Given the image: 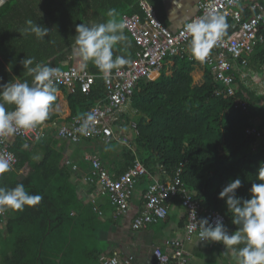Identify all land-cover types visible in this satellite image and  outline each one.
Returning <instances> with one entry per match:
<instances>
[{"label":"trees","instance_id":"trees-1","mask_svg":"<svg viewBox=\"0 0 264 264\" xmlns=\"http://www.w3.org/2000/svg\"><path fill=\"white\" fill-rule=\"evenodd\" d=\"M87 1L9 0L0 7V56L16 78L31 82L20 61L34 57L35 63H43L45 46L57 45L54 35L49 41L24 35L25 21L32 19L46 28L54 22L64 32L70 31L75 17L84 15L81 7ZM240 2L245 20L260 0ZM233 34L229 24L226 36ZM260 35L262 41L255 46L249 65H259L258 59L264 60V29ZM30 49L35 54L30 55ZM167 61L171 64L169 75L164 67L156 81L144 79L136 85L130 103L135 113V150L123 151L121 160L128 167L137 159L149 174L157 171L170 177L179 171L185 188L200 201L204 212H219L234 232L231 213L218 196L227 183L239 178L241 186L236 195L249 199L252 183L258 182V169L264 167V147L252 150L255 139L247 133L255 127L264 131V98L245 88L238 75L231 85L233 97L218 94L223 88L206 63L203 83L193 86L191 74L197 60L181 54L166 58ZM103 97V86L97 80L87 96L75 87L68 101L71 119L83 117ZM238 99L249 101L248 114L234 109ZM254 119L258 120V127ZM10 151L16 165L0 175V186L12 188L23 183L28 191L43 199L23 211L0 215V264H100L101 256L111 255L107 233L116 221L107 217L110 206L107 209L99 204L104 215L99 217L90 203L79 198L77 183L73 181L77 172L66 164L57 141L46 138L26 144L16 138L10 143ZM23 171L25 174L20 176ZM1 232L5 234L2 236Z\"/></svg>","mask_w":264,"mask_h":264},{"label":"built area","instance_id":"built-area-1","mask_svg":"<svg viewBox=\"0 0 264 264\" xmlns=\"http://www.w3.org/2000/svg\"><path fill=\"white\" fill-rule=\"evenodd\" d=\"M258 7L257 13L246 20L241 19L237 10L240 0H199L197 3V15H203L208 11L223 13L227 20L233 21L235 33L231 37L226 35L218 41L204 59L211 67L213 76L218 81L222 90L218 94L225 93L227 97L234 96L232 82L238 75L239 81L252 79L262 87L261 95L264 96V74L259 78L252 77L249 63L255 51L256 44L261 40L260 30L264 28V0ZM139 6L143 16L124 15L121 20L125 25V31L136 47L134 57L129 63L114 69L109 75L101 73L105 95L104 98L85 114H91L93 119L90 124V131L82 135L76 130L82 123V118H74L68 124L56 128V137L60 140L76 144L85 140L101 139L105 142L119 141L121 130L120 120L123 109L130 103L136 85L139 81L148 79L152 72H159L165 59L179 56L187 46V36L184 34L183 26L175 33H171L157 18L154 10L146 0H140ZM195 16V17H196ZM63 74L56 78L55 87L66 88L73 92L78 87L82 94L89 95L96 77L90 73H80L74 67H70ZM241 79V80H240ZM234 109L248 114L250 104L247 99H238L234 103ZM264 112V107H263ZM255 139L252 150L258 146L264 147V132L256 127L247 133ZM46 137L45 131L38 126L28 131H19L14 136L0 138V152H11L10 143L13 139H20L24 143H34ZM12 153V152H11ZM70 166L73 172H78L76 165ZM16 165V158L13 167ZM12 167V168H13ZM148 171L139 162L134 161L132 166L117 178L111 176L99 163L98 160L91 161L89 173L82 176V181L87 185L96 187L97 193L109 201L114 210L115 217H124L130 208V200L135 191L137 182L146 177ZM180 179L179 171L172 178L165 182H155L144 195V207L142 212L133 220L132 229L138 231L149 225L157 224L167 217V203L169 200L178 197L181 206L186 213L185 238L198 240V229H192L191 225L201 219L200 204L191 197ZM94 203V201H92ZM195 210V220L191 217L192 210ZM101 215V212L94 208ZM160 210V211H158ZM161 211L163 214L161 215ZM4 216V212H0ZM210 223L217 220L222 221L226 227L227 222L217 211L206 213ZM227 229V228H226ZM228 230V229H227ZM229 231V230H228ZM230 233V231H229ZM202 242V241H201ZM170 252L163 253L159 249H153V264H188L189 259L179 241H172L169 244ZM117 253L103 255L100 264H121ZM124 264H131V258H127Z\"/></svg>","mask_w":264,"mask_h":264},{"label":"crops","instance_id":"crops-1","mask_svg":"<svg viewBox=\"0 0 264 264\" xmlns=\"http://www.w3.org/2000/svg\"><path fill=\"white\" fill-rule=\"evenodd\" d=\"M139 1L140 0H134L132 2L131 0H106L105 2H102L89 0L83 3L81 7L83 8L84 15L79 14L75 17L74 26L71 27L73 28L72 30L64 32L60 26H54L55 23L53 22L50 26L47 27L51 29L48 36L44 38V41H49L57 38V45L51 48L48 47V44L45 46V48L48 50L44 49L45 51L41 54L42 58L46 57L43 63L49 64L53 67H59L61 71H65L70 67H74L78 70L77 59L73 55L74 41L71 42V40H73V37L75 36L76 26L80 23L104 22L108 19V10L112 8H115L117 10L120 20L124 15L135 14L142 17L143 14L139 6ZM146 1L154 10L158 20L171 33H175L184 25L186 20L191 19L197 15V3L199 0ZM261 5L262 2L260 0V2L255 4L252 8L254 12L249 17L255 15L257 13L258 7ZM237 10L240 12L241 19L243 21L244 12L241 9V2L238 4ZM132 11H134V13L130 14ZM227 21L230 24V30L235 33V30L233 29V21ZM52 35H54V37L51 39ZM124 35L126 37L125 41L122 44L114 46L113 48L114 58L115 56L123 55L130 60L134 57L136 47L134 46L132 40L125 30ZM260 36L261 40L259 42L262 41L263 37L262 35ZM186 47L182 54L187 55L190 59H193L190 51L186 50ZM30 52V55L35 54L33 49H30ZM10 61L12 62L11 59ZM258 62L259 65L251 63L249 65V69L252 72V77L257 75L259 78H261V75L264 74V60L258 59ZM170 66V62L167 61L162 67V69L164 67L166 68L168 75L171 73ZM94 71L97 72V69L93 65L89 64L86 72L94 75L96 77L95 83L97 80L98 84L103 86V80L100 77L101 73L98 72L96 74H93ZM160 71L152 72L147 80L151 82L156 81L160 76ZM204 71L205 61H198V64L191 74L193 86H200L203 83ZM27 77L28 76L26 75V78ZM15 79L18 78L15 77L8 64H6L5 60H3V58L0 56V85L7 84ZM262 81L264 82V77ZM241 83L245 88L254 93L256 97L264 98V96L261 95L262 87L260 85H257L252 79H245L244 81H241ZM104 92L105 91L103 86V96L105 95ZM71 93L72 92H70V90L66 88H59L57 90V99L54 102V108L51 110L49 117L51 118V122L48 123L46 120L42 125H40V127L46 133V137L44 139L53 138L54 140H56L58 143V148H62L64 160H68L77 166L78 172L73 178V181L77 183L79 198L85 204L90 203L93 206V210L94 208H96L98 211H100L101 215H99L98 212L94 210L99 217H104L98 205L101 204L108 209L110 206L109 201L106 197L101 196L97 193L95 186L85 184L82 181V176L89 173L90 163L92 160H98L100 165L114 178H117L119 174L121 175L132 166L133 163L128 167L123 164L121 160V153L126 150L134 151V146L132 147V149H124L119 145L124 144L128 137H132V140L134 142V128L131 129V134H129V129L126 130V128L128 127L126 124H132V126L134 125L135 113L131 110L130 101V103L123 109L120 116L122 124H120L121 130H119V141L109 142L115 143L116 145L109 146L107 142L102 141L101 139H92L82 141L80 142L81 144L74 146L69 142L60 140L56 137V128L62 125H66L72 120L71 111L68 104L69 95ZM253 122L256 125L258 124V120L254 119ZM134 161L139 160L136 159ZM23 174H25V171L21 172L20 176H23ZM165 178H172V176L168 177L164 174L161 175L159 174V172L155 171L153 174L148 173L146 177L140 179L136 184L135 191L130 200V208L126 216L115 217L114 210L110 206V209L106 212L108 214L107 217L115 220L116 224L114 226H111L107 233V242L112 244L109 251L118 254L121 264H124L123 262L127 258H131V264H153V249H159L163 253H169L170 247L168 244L172 241H179L182 243L186 255L189 259L188 264H237L236 256H234L231 251L225 250V247L220 243L199 242L197 239L186 241V213L181 206V200L178 197L169 200V202L167 203V217L164 221H161L154 225H149L146 228L138 231H134L132 229L131 225L133 220L143 210L145 192L155 182H165ZM90 187L93 189L92 192L91 189H89ZM186 190L194 197V194L192 192H190L188 189ZM92 201H94V203ZM198 203L200 204V201H198ZM200 210L201 218H205L207 212H204L201 204ZM226 228L230 231V233L233 232L231 230L230 224L227 223ZM4 234V232H1L2 236Z\"/></svg>","mask_w":264,"mask_h":264},{"label":"clouds","instance_id":"clouds-1","mask_svg":"<svg viewBox=\"0 0 264 264\" xmlns=\"http://www.w3.org/2000/svg\"><path fill=\"white\" fill-rule=\"evenodd\" d=\"M107 17L104 22L80 23L75 28L73 55L80 73H85L91 64L107 76L130 62L123 55L114 58V46L126 39L125 25L119 19V13L112 8L108 10ZM25 25L23 34L34 35L39 41H43L50 32L32 19L26 20ZM183 28L192 58L203 61L225 36L229 24L223 13L208 11L186 20ZM20 64L25 74L31 77V82L15 79L0 85V138L42 125L49 119L57 99L55 80L63 74L59 67L35 63L34 57H25ZM92 119L91 114L85 115L76 131L82 135L89 134ZM14 160L13 153L0 152V175L11 171ZM256 177L258 182L252 183L249 199L236 195L241 186L239 178L227 183L219 193L218 198L225 201L231 213L232 223L236 226L234 232L229 233L222 221L217 220L213 224L207 217L191 225L192 229H198L199 242L222 244L225 250L236 256L237 264H264V167H259ZM42 199V195L31 193L23 183L12 188L0 186V212L23 211L26 207L38 205ZM191 217L195 220L194 209Z\"/></svg>","mask_w":264,"mask_h":264},{"label":"rangeland","instance_id":"rangeland-1","mask_svg":"<svg viewBox=\"0 0 264 264\" xmlns=\"http://www.w3.org/2000/svg\"><path fill=\"white\" fill-rule=\"evenodd\" d=\"M186 50H188L189 51V49H188V46L186 47ZM128 127L126 128V130H128L129 129V134H131L130 132L132 131L131 129L133 128V126H132V124H126ZM133 138L132 137H128V139L125 141V143L124 144H122V145H119L121 148H124V149H132V147H133V144H134V142H133V140H132ZM70 144H72V143H70ZM79 144H81L80 142L79 143H76V144H72V145H79ZM114 145H116V144H112L111 146H114Z\"/></svg>","mask_w":264,"mask_h":264},{"label":"water","instance_id":"water-1","mask_svg":"<svg viewBox=\"0 0 264 264\" xmlns=\"http://www.w3.org/2000/svg\"><path fill=\"white\" fill-rule=\"evenodd\" d=\"M9 0H0V7L3 6L6 2H8Z\"/></svg>","mask_w":264,"mask_h":264}]
</instances>
